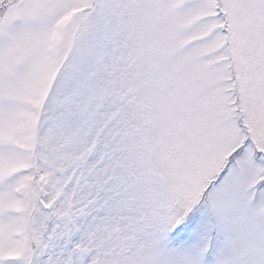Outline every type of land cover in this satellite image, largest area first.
<instances>
[{"label":"snow or ice","instance_id":"1","mask_svg":"<svg viewBox=\"0 0 264 264\" xmlns=\"http://www.w3.org/2000/svg\"><path fill=\"white\" fill-rule=\"evenodd\" d=\"M0 264H264V0H0Z\"/></svg>","mask_w":264,"mask_h":264}]
</instances>
